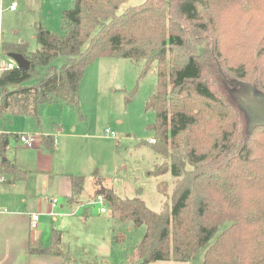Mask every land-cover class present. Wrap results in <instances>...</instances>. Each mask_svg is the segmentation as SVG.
I'll use <instances>...</instances> for the list:
<instances>
[{
    "label": "trees",
    "instance_id": "1",
    "mask_svg": "<svg viewBox=\"0 0 264 264\" xmlns=\"http://www.w3.org/2000/svg\"><path fill=\"white\" fill-rule=\"evenodd\" d=\"M127 1L73 0L62 15V35L36 26V51L24 42L1 44L3 53L22 54L31 67L0 74V116L39 119L42 107L56 103L79 109L86 70L100 58L142 63L143 75L157 63L156 88L146 103L156 113L150 126L154 139L142 144L164 159L151 175L171 173L175 180L171 204L160 212L141 197L121 198L104 188L122 222L146 227L126 264L189 262L226 223L230 226L203 264H264V123L253 126L237 147L238 111L211 88L199 56L211 36L213 56L222 65L226 59L229 74L264 92V0H144L119 13ZM253 49L259 50L258 68ZM60 57L65 64L58 68L54 62ZM10 138L0 135L1 156ZM44 141L53 149L51 136ZM2 172L15 180L25 176L7 163ZM103 182L95 180L101 189ZM84 187L83 176H72L70 204L79 202ZM157 189L169 197L168 182H159ZM61 237L54 232L49 248L32 252L62 255ZM114 239L123 243L125 236Z\"/></svg>",
    "mask_w": 264,
    "mask_h": 264
},
{
    "label": "rangeland",
    "instance_id": "2",
    "mask_svg": "<svg viewBox=\"0 0 264 264\" xmlns=\"http://www.w3.org/2000/svg\"><path fill=\"white\" fill-rule=\"evenodd\" d=\"M143 1L129 0L118 12L138 6ZM14 3L17 4L16 11L11 9ZM72 4L73 0H0V69L15 63L2 52L1 44L24 42L29 44V51H36V25L62 35V15ZM210 43L211 36H208L199 49L204 77L211 88L238 111L239 147L253 126L264 123L257 117L258 112L264 111V92L256 83L240 81L229 74L226 59L222 65L213 56L215 53L210 49ZM252 52L254 66L258 68L260 59L256 57L259 50L253 49ZM64 64V57L54 62L58 68ZM249 66L252 67L253 63ZM157 68V63H153L149 72L143 75L142 63L136 65L129 59L100 58L86 70V78L80 88L79 109L53 104L42 108L40 123L28 116H0V132L5 133L36 131L46 134L63 127V136L55 133V161L58 164L75 160L81 163L79 168L85 174V187L79 202L63 210L59 208L45 218L44 225L47 240H50V233L52 236L56 231L62 232L60 248L72 257L70 264H124L146 233L145 226L136 227L132 222H122L108 201L103 205L97 203L96 194L101 186L95 183L96 179L107 183L121 198H143L155 212L162 211L168 201L171 204L175 179L171 173L159 178L151 175L155 166L164 159L157 156L150 145L142 144L152 143L154 139L150 126L156 122V113L148 110L146 103L156 88ZM107 130L116 137H107ZM161 181L168 182L169 197L158 192L157 185ZM102 207L106 212H101ZM229 226L230 223H226L218 235L195 252L189 262L152 264H203L209 248ZM116 235L125 236V241L116 242ZM53 258L59 264H67L63 263L62 256Z\"/></svg>",
    "mask_w": 264,
    "mask_h": 264
},
{
    "label": "crops",
    "instance_id": "3",
    "mask_svg": "<svg viewBox=\"0 0 264 264\" xmlns=\"http://www.w3.org/2000/svg\"><path fill=\"white\" fill-rule=\"evenodd\" d=\"M61 106L66 107L63 104ZM42 108L39 119L31 117L37 123H40ZM56 132L60 137L63 136V127L46 134H38L36 131L22 134L0 132V135H11L6 154L2 156L3 164L0 169L6 178L5 182H0V264L60 263L53 258L54 256L39 255L32 252V249H46L51 246L54 233L52 236L50 233V240H47L45 218L50 217L59 208L63 210L66 206L77 205L69 203L72 194V176H85V174L80 170L81 163L77 160L70 163H56ZM23 134L35 136L34 148L29 149L22 145L19 138ZM48 136L54 140L53 149H48L45 144L44 137ZM5 163L15 165L25 173V176L15 180L14 175L4 174L2 171ZM103 188L110 189L107 183L103 184ZM53 198L59 200L55 208L51 205ZM31 213L41 214V221L37 229H32L30 226ZM60 233L62 232L60 231ZM61 252L62 255L57 256L63 257L62 259L65 260L63 263L70 264L72 260H68V258L71 256L62 250ZM171 262L174 261H169V263Z\"/></svg>",
    "mask_w": 264,
    "mask_h": 264
},
{
    "label": "built area",
    "instance_id": "4",
    "mask_svg": "<svg viewBox=\"0 0 264 264\" xmlns=\"http://www.w3.org/2000/svg\"><path fill=\"white\" fill-rule=\"evenodd\" d=\"M11 9L13 11H16L17 9V4L14 3L11 5ZM14 68H17V65L16 63H9L7 65V67L5 69H0V74L3 72V71H6V70H11V69H14ZM106 136L107 137H116V135L110 131V130H107L106 131ZM20 142L22 143V145L25 147V148H29V149H32L35 147V144H36V138L34 135L32 134H23L20 136ZM3 164V157L1 156L0 154V169H1V166ZM6 178L5 176L1 173V170H0V182H5ZM96 201L97 203L99 204H104V202L106 201L105 198H104V195H97L96 197ZM59 203V200L57 198H53L51 200V205L53 208L57 207ZM101 212H106V209L105 208H101ZM40 221H41V214L40 213H31L30 214V226L32 229H37L39 227V224H40Z\"/></svg>",
    "mask_w": 264,
    "mask_h": 264
},
{
    "label": "water",
    "instance_id": "5",
    "mask_svg": "<svg viewBox=\"0 0 264 264\" xmlns=\"http://www.w3.org/2000/svg\"><path fill=\"white\" fill-rule=\"evenodd\" d=\"M10 58H12L16 65H17V68L21 71H27L30 69L31 67V62L22 54H19V53H11L9 55ZM259 117H261L262 121H264V111H260L258 112L257 114ZM105 194V189H101L99 192H98V195H104Z\"/></svg>",
    "mask_w": 264,
    "mask_h": 264
}]
</instances>
